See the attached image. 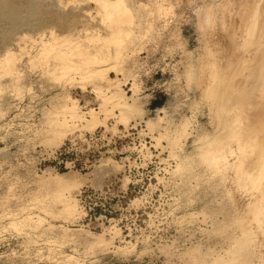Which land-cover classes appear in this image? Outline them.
<instances>
[{
  "label": "clouds",
  "instance_id": "1",
  "mask_svg": "<svg viewBox=\"0 0 264 264\" xmlns=\"http://www.w3.org/2000/svg\"><path fill=\"white\" fill-rule=\"evenodd\" d=\"M107 258L264 264V0H0V264Z\"/></svg>",
  "mask_w": 264,
  "mask_h": 264
},
{
  "label": "rangeland",
  "instance_id": "2",
  "mask_svg": "<svg viewBox=\"0 0 264 264\" xmlns=\"http://www.w3.org/2000/svg\"><path fill=\"white\" fill-rule=\"evenodd\" d=\"M155 95H156V99L153 101L152 106L155 107L157 105H162L166 100V97L163 95L162 92L159 91ZM92 159L93 161L98 159V154L93 153ZM98 182L105 186L104 191L107 193V202H105V200H103V202L106 205L104 209H107V211H105V214H109V215H114L116 209L121 208V206L125 204V202L129 201L133 197L143 194V190L147 186L146 183L143 185H130L128 186L127 191H120L119 181L115 176L112 177L100 176L97 178V183ZM109 187L112 188V191H108ZM97 213L100 214V212ZM102 214L104 213L102 212ZM107 259L109 264H118V262L113 260L112 258H107Z\"/></svg>",
  "mask_w": 264,
  "mask_h": 264
},
{
  "label": "bare ground",
  "instance_id": "3",
  "mask_svg": "<svg viewBox=\"0 0 264 264\" xmlns=\"http://www.w3.org/2000/svg\"><path fill=\"white\" fill-rule=\"evenodd\" d=\"M99 183V182H98ZM100 184V183H99ZM99 198V205L98 208L95 210L96 212H100V214H102V212L105 214V211H107V209H104L106 207V205L104 204L103 200L104 198L100 196L99 192H97L95 195H93L92 199L93 200H97Z\"/></svg>",
  "mask_w": 264,
  "mask_h": 264
}]
</instances>
